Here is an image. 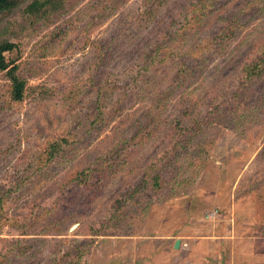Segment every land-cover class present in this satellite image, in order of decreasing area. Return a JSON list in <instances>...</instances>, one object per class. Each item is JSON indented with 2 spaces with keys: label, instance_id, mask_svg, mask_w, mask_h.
<instances>
[{
  "label": "rangeland",
  "instance_id": "obj_1",
  "mask_svg": "<svg viewBox=\"0 0 264 264\" xmlns=\"http://www.w3.org/2000/svg\"><path fill=\"white\" fill-rule=\"evenodd\" d=\"M96 1L63 0L59 10L30 19L24 13L29 0L0 14V42L16 44L5 56L20 65L28 83L26 98L13 102L10 83L0 74V222L8 220L0 232V260L264 264V77L241 76L242 67L264 50V0H208L207 22L198 31L192 29L200 19L193 8L203 9L199 0H169L150 24L147 0H108L109 11L97 19ZM172 20L180 22L172 26ZM186 20L187 29L176 34ZM228 20L240 28L236 40L221 50L209 47L205 39ZM169 30L175 32L170 57L154 49ZM103 41L111 43L101 59ZM105 77L114 94L103 120L95 106ZM235 90L241 93L237 101ZM192 105L203 112L234 105L240 124L228 113L190 133L193 118L180 115ZM191 134L187 151L193 153L181 158L188 165L172 178L173 192L154 196L132 218L137 207L131 202L112 214L114 201L141 177L139 168ZM61 137L71 142L66 155L28 168L33 154L41 156ZM108 153L109 162L100 167L101 189L91 206L82 207L77 198L94 191L76 186L73 174ZM219 221L229 234L223 238L213 234ZM178 239L181 248L174 247Z\"/></svg>",
  "mask_w": 264,
  "mask_h": 264
},
{
  "label": "trees",
  "instance_id": "obj_2",
  "mask_svg": "<svg viewBox=\"0 0 264 264\" xmlns=\"http://www.w3.org/2000/svg\"><path fill=\"white\" fill-rule=\"evenodd\" d=\"M29 0H0V14L5 12H11L14 9L18 8L22 4L28 2ZM108 0H98L96 1L95 6L97 7V16H100L102 11H109L108 6L106 5V2ZM63 0H31L26 7L24 8V13L27 15L30 19H36L39 17H45L47 13L51 10H59L60 6L62 4ZM169 2V0H147L145 2L146 5V22L149 21L148 24L151 22H154L156 18H158V13L160 10ZM117 3V2H116ZM200 8H203L202 11L195 8L198 6H195L193 10H197L196 16L194 17H200L197 21V27L193 28L192 30H199L202 28V26L207 22L206 20V14H203L204 9L207 8L208 0H199L197 2ZM115 4L111 6L110 9L114 8ZM194 6V5H193ZM105 9V10H104ZM200 14V15H199ZM199 15V16H198ZM94 18V17H93ZM196 20V19H194ZM92 21H94L92 19ZM96 21V20H95ZM180 22H175L172 20L171 24L172 26L178 24ZM189 20H186L181 23V27H179L176 30V34H182L184 30L187 29L189 25ZM146 24V25H148ZM169 26V25H168ZM196 26V25H195ZM170 27V26H169ZM199 28V29H197ZM240 28H238L237 25H235L232 20H228L223 24L221 30L218 31L217 34L208 37L205 39V43L212 47L215 50H221L226 45L231 43L232 41L236 40V36L238 35V31ZM172 32H164L161 35V39L156 46L154 47L155 50H163L165 54H168L170 57V54L174 52V50L171 48L172 41L175 39V37H172L170 35ZM175 33V32H174ZM172 33V34H174ZM172 37V38H171ZM165 39V41H163ZM169 40V42H167ZM111 42H104L100 46V53H101V59H104L106 57L105 48L110 45ZM16 47V44L13 42H10L9 40H3L0 42V74L3 75L6 81L10 83V99L13 102H22L28 92L27 88V79L23 76L20 65L17 64L14 61H10L6 58L5 52L10 51ZM153 49V52H154ZM152 55L149 53L148 55L144 56V60L146 65H148L147 58ZM173 55H175L173 53ZM170 60V58H169ZM149 66V65H148ZM146 67V66H145ZM241 76L247 80H257L264 77V50L262 53L257 56L254 59L249 60L243 67L241 71ZM114 83L112 81L108 80L107 77H105L104 82L101 84V86L98 88L97 92V105L95 106V110H99V115H97L98 118H102L103 120L107 119V116L104 112V106L111 100L112 95L114 94ZM219 94H216L210 98H208V102L214 103L217 99V96ZM233 96L235 97V101L239 100L241 97V93L239 91H233ZM264 99V98H263ZM224 103V102H223ZM3 106H0V111L2 110ZM236 106L232 107H224V105H220L215 108H211L209 112H203L200 107L197 105H192L190 109L186 110L187 113H181L180 117L185 118L190 117L193 118V126L191 128L188 127L189 130H191L190 133L199 132L200 130L208 127L210 124H213L217 121H223V119L228 117V113H230L232 121H235L237 126L240 124L241 116L239 112L236 113V111L233 112V110H236ZM192 121V120H191ZM107 122V121H106ZM230 123V122H229ZM234 125V124H233ZM242 125V124H241ZM188 130V134H189ZM177 132V130L175 131ZM187 134V132H186ZM195 135V134H194ZM193 139V134L189 137L187 142L185 144L181 143V141L175 142L174 146H171L169 148H166L165 151H161L158 156L156 155L153 159L148 161L146 164H144L141 168L139 173L141 174V177L136 180L135 186H129L127 193L124 194V197L118 198L114 201L112 204V207H114V212L120 211L122 209H125L126 204L128 203H134L136 204V211L129 215V217H133L136 212H143L149 202L153 199L154 196L162 194V193H171L174 190V185L172 184V181L176 178V176L179 175L180 172L184 173L186 172V169L184 170V167L188 164H181V158H184L183 156L187 157L188 153V143L190 140ZM146 140L142 141V147L143 145H146ZM71 142L69 137H61L53 140L50 142L43 152L41 156L38 157L33 154V159L27 163L28 168L32 169L34 166H36L38 169L39 167H44L45 164L50 163L51 161H55L56 158L60 155H66V150L70 148ZM133 154V153H131ZM110 153L103 155L99 159H97L96 164L93 166L88 165L87 167H84L82 169L77 170L73 174L72 181L73 183L81 188L82 190L91 191L93 189V193L90 194V196L86 199L77 198L79 204L82 207H88L91 206V203L95 201V193L101 189L100 180L105 177L103 174V171L100 167L104 166L107 162L110 160ZM191 158V157H190ZM24 159V158H23ZM128 161L131 162L130 156H128ZM192 167L194 165L191 164ZM105 173V172H104ZM107 173V171H106ZM178 174V175H177ZM23 185L22 182H19V186ZM262 190L264 192V182L262 184ZM9 191L7 190L6 193ZM74 201V196H73ZM5 198H1L0 203H3ZM77 206V202H76ZM1 207V206H0ZM126 210V209H125ZM124 217H128L127 212L123 213ZM114 218H116V214L113 215ZM1 220V218H0ZM7 218H4L3 221L0 222V232L2 231V225L4 222H7ZM13 225L16 229L20 230L21 234H25V227L23 224H19L17 222H13ZM93 241V240H92ZM25 248H32V245L24 246V248L21 250H18L23 252ZM24 253V252H23ZM10 264L9 262H6L5 259L0 260V264Z\"/></svg>",
  "mask_w": 264,
  "mask_h": 264
},
{
  "label": "crops",
  "instance_id": "obj_3",
  "mask_svg": "<svg viewBox=\"0 0 264 264\" xmlns=\"http://www.w3.org/2000/svg\"><path fill=\"white\" fill-rule=\"evenodd\" d=\"M221 216V215H220ZM219 216V217H220ZM223 222L222 221H219L216 225H213V234L216 236V238H219V237H225L227 235H229L225 230H224V224H222ZM166 244V242H163ZM175 245L174 247L175 248H181L183 246V241H181L180 243V246L179 247H176V240L174 241Z\"/></svg>",
  "mask_w": 264,
  "mask_h": 264
},
{
  "label": "water",
  "instance_id": "obj_4",
  "mask_svg": "<svg viewBox=\"0 0 264 264\" xmlns=\"http://www.w3.org/2000/svg\"><path fill=\"white\" fill-rule=\"evenodd\" d=\"M79 224L78 223H75L72 227H71V230L75 229ZM180 243H181V240L178 239L176 240V247H179L180 246Z\"/></svg>",
  "mask_w": 264,
  "mask_h": 264
},
{
  "label": "built area",
  "instance_id": "obj_5",
  "mask_svg": "<svg viewBox=\"0 0 264 264\" xmlns=\"http://www.w3.org/2000/svg\"><path fill=\"white\" fill-rule=\"evenodd\" d=\"M217 213V211H215V214ZM214 215V214H213Z\"/></svg>",
  "mask_w": 264,
  "mask_h": 264
}]
</instances>
